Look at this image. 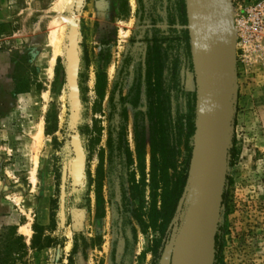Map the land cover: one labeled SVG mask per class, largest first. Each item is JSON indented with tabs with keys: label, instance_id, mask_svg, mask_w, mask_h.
I'll return each mask as SVG.
<instances>
[{
	"label": "rangeland",
	"instance_id": "obj_1",
	"mask_svg": "<svg viewBox=\"0 0 264 264\" xmlns=\"http://www.w3.org/2000/svg\"><path fill=\"white\" fill-rule=\"evenodd\" d=\"M59 1L0 0V264H152L162 220L152 225L148 218L151 18L139 12V0H75L70 9L59 8ZM230 4L231 30L214 81L222 109L231 94L214 264H264V0ZM145 5L157 14V0ZM56 22L63 27L57 42ZM156 28L167 31L164 23ZM203 32L201 49L209 37ZM70 36L75 50L69 74ZM191 49V62L184 54L165 59L157 91L165 156L177 172L194 146L198 68L192 43ZM71 83L80 101L76 119ZM75 136L83 156L81 182ZM188 203L189 194L167 229L158 264H171ZM156 208L161 211L160 199Z\"/></svg>",
	"mask_w": 264,
	"mask_h": 264
},
{
	"label": "water",
	"instance_id": "obj_2",
	"mask_svg": "<svg viewBox=\"0 0 264 264\" xmlns=\"http://www.w3.org/2000/svg\"><path fill=\"white\" fill-rule=\"evenodd\" d=\"M84 0H78V5H81ZM209 1L213 10L206 23H202L204 29L209 33L207 41L203 48L199 49L197 56L198 68V89H197V114L194 146L189 164L186 183L182 195L178 201L175 212V219L182 213L185 202L188 199L189 183L196 164V158L204 144L212 142L210 145L208 157L204 166L205 176L208 179L207 187V204L202 211L201 221L198 226L197 239L192 249L191 257L188 264H214L215 244L218 225L221 217L223 195L226 184L227 169H228V151L230 145V130H231V94L226 95L227 105L220 114L222 123L218 128L215 126L216 117L214 112L218 109V104L215 97L214 81L215 67L219 59L220 48L224 42L227 32L231 30L232 11L230 0H204ZM205 7V8H204ZM195 15H204L206 13V5L200 3V0L194 1ZM232 44V43H231ZM75 50V41L73 37H69V44L66 50L67 71L70 74L71 53ZM233 53V44L232 50ZM71 68H74L72 66ZM73 71V70H72ZM71 107L74 119L77 118L80 101L75 89L70 86ZM222 110V109H221ZM219 112V111H218ZM219 115V116H220ZM218 144L213 145L214 140ZM76 141L75 157L79 167V182L83 179V156L78 146V136H75ZM209 142V143H210Z\"/></svg>",
	"mask_w": 264,
	"mask_h": 264
},
{
	"label": "trees",
	"instance_id": "obj_3",
	"mask_svg": "<svg viewBox=\"0 0 264 264\" xmlns=\"http://www.w3.org/2000/svg\"><path fill=\"white\" fill-rule=\"evenodd\" d=\"M147 0H139L140 13L145 18L150 16L149 23L154 27V37L148 43L147 61H146V80H147V116L151 122V184L150 197L152 198V207L148 212V218L152 225H156L158 220H162L160 230L162 238L155 244L153 251L154 259L152 264H158L164 248L166 246L167 229L175 214L178 201L182 195L189 167L190 154L182 170L177 172V166L171 165L166 160L165 146L167 135L164 129V115L161 112L163 101L157 94L161 86V78L165 68V59L168 56L181 58L182 54L188 62L192 61L191 39L189 33V17L186 0H157L159 10L153 12L152 8L145 5ZM165 13V16H162ZM165 24L167 31L161 32L156 28L159 24ZM177 64L172 65V72L175 73ZM190 129L192 127L190 126ZM158 149V150H157ZM158 152V153H157ZM169 171L173 174L170 177ZM160 191V193H159ZM161 201V211L156 208V200ZM225 200V196H224ZM38 232L39 228H34ZM3 237H0V244L3 243ZM22 245V244H21ZM0 247V262L3 259ZM7 264V263H5Z\"/></svg>",
	"mask_w": 264,
	"mask_h": 264
},
{
	"label": "bare ground",
	"instance_id": "obj_4",
	"mask_svg": "<svg viewBox=\"0 0 264 264\" xmlns=\"http://www.w3.org/2000/svg\"><path fill=\"white\" fill-rule=\"evenodd\" d=\"M74 1L75 0H60L59 1L60 4L58 3L59 4L58 6L59 8L65 7V9H70ZM194 1L195 0H186L188 14H189L188 16L190 18L189 22L191 23L189 25H190V31H191L190 33L192 37L191 43H192V48H193V54L197 55L200 49V46H201V42L204 39V35H205V32H203V30L206 31V29L202 28L200 25L203 26L202 23L204 24L206 23L208 19L207 16L211 15L213 8L209 1H206L205 3L204 0H200L201 4H203L204 6L206 5V13L203 16L202 15L196 16L194 12ZM58 24L59 22H56V25ZM62 31H63V27L58 25L57 29L53 33L54 34L53 40L55 42H57L60 39V37H58V34L62 33ZM73 41H74V38H73ZM72 54L73 52L71 53V55ZM69 68L71 69V66H69ZM71 86H73L72 83H71ZM215 99H216V102L218 103L217 97ZM221 109H222L221 106H218L217 111L214 112V118L216 117V121L214 120V122L217 128H218L217 125L222 123L223 117L220 114L223 113L222 112L223 109L222 110ZM216 122H217V125H216ZM216 140L217 141H215V139L212 140L214 143L211 147H215L218 144V139ZM209 142L208 144H204L202 146V149L200 150V153L198 154V157L196 158V164L192 172V176H191L190 183H189V193H188L189 203H188V207L186 210L184 223L182 227L178 230L175 236V239H174L172 254H171V264H188L189 263L192 249L194 247V243L196 242V239L198 236L197 231H198V226L201 221L202 211L204 210V206L208 202L207 200L208 179L205 176L204 166L206 163V159L208 157V153H209L208 151L210 149L209 147L212 144V142L210 143Z\"/></svg>",
	"mask_w": 264,
	"mask_h": 264
}]
</instances>
